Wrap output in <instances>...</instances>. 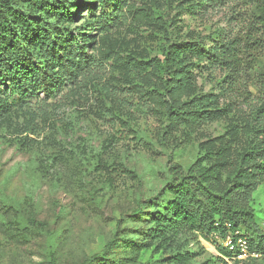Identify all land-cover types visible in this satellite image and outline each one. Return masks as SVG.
Instances as JSON below:
<instances>
[{
	"label": "rangeland",
	"instance_id": "1",
	"mask_svg": "<svg viewBox=\"0 0 264 264\" xmlns=\"http://www.w3.org/2000/svg\"><path fill=\"white\" fill-rule=\"evenodd\" d=\"M103 1L109 4L66 0L74 19L62 27L80 31L115 9L116 0ZM192 3L127 0L116 26H94L91 74L47 101H22L0 86V264H81L103 250L120 264H264V255L222 258L224 240L188 230L140 234L153 227L149 217L161 210L177 167L208 151H224L235 163L247 146L246 106L199 125L172 124L144 97L151 72L132 66L162 57L171 44L206 47L243 29L242 1L206 9ZM191 62L189 90L228 103L222 69ZM250 205L263 224L264 184Z\"/></svg>",
	"mask_w": 264,
	"mask_h": 264
},
{
	"label": "trees",
	"instance_id": "2",
	"mask_svg": "<svg viewBox=\"0 0 264 264\" xmlns=\"http://www.w3.org/2000/svg\"><path fill=\"white\" fill-rule=\"evenodd\" d=\"M222 1L193 0L192 4L206 9ZM240 1L245 14L240 31L225 34L206 47L171 44L162 57L132 63L141 75L151 72V87L144 97L172 124L199 125L236 108H248L241 124L248 136L247 146L237 162L229 163L224 151H208L187 169L177 167L163 188L165 199L157 205L161 210L149 217L153 227L140 233L144 240L179 230L208 239L229 236L234 248L222 246L219 250L222 258L230 259L239 253V237L246 239L249 250L264 255V223L258 222L250 205L252 194L264 184V0ZM126 4L127 0H116L113 11L104 10L87 28L70 31L61 25L74 19L66 0H0V86L7 85L22 101L34 98L39 102L78 83L96 66L87 51L94 39V26L99 32L116 26ZM191 58H202L209 67L224 72L221 90L229 101L223 107L218 95H196L189 90L194 66ZM41 92L43 98L39 99ZM88 262L120 264L109 259L105 250L81 264Z\"/></svg>",
	"mask_w": 264,
	"mask_h": 264
},
{
	"label": "built area",
	"instance_id": "3",
	"mask_svg": "<svg viewBox=\"0 0 264 264\" xmlns=\"http://www.w3.org/2000/svg\"><path fill=\"white\" fill-rule=\"evenodd\" d=\"M224 241H225L224 242L225 243L224 246L228 247L229 249H233L234 248V244L231 242V239H230L229 236H227ZM237 246L239 248V253L237 254L236 257H238V258L258 255L254 251L249 250L247 241L243 237H239L237 239Z\"/></svg>",
	"mask_w": 264,
	"mask_h": 264
}]
</instances>
